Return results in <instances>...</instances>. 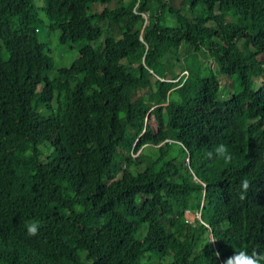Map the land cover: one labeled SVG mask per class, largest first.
Listing matches in <instances>:
<instances>
[{"label":"trees","instance_id":"16d2710c","mask_svg":"<svg viewBox=\"0 0 264 264\" xmlns=\"http://www.w3.org/2000/svg\"><path fill=\"white\" fill-rule=\"evenodd\" d=\"M218 143L230 162L208 158ZM253 248L264 0H0V264H223Z\"/></svg>","mask_w":264,"mask_h":264},{"label":"clouds","instance_id":"9594fccd","mask_svg":"<svg viewBox=\"0 0 264 264\" xmlns=\"http://www.w3.org/2000/svg\"><path fill=\"white\" fill-rule=\"evenodd\" d=\"M210 61L213 60L210 59ZM207 156L209 159L213 158L214 156L217 158H222L225 160V162H230L232 159V155L229 152L228 147L223 143L216 144L213 149L207 152ZM240 187L241 199H243V194L246 193L250 188L249 180L247 178L242 179L240 182ZM77 211H80V209H77ZM26 227L28 235H37L39 230L38 223L32 222L27 224ZM213 241H215V239L211 240V242ZM215 255L219 256V252L215 253ZM223 264H264V251H259L257 248H253L250 252L248 250L234 251L231 256H228L224 259Z\"/></svg>","mask_w":264,"mask_h":264},{"label":"rangeland","instance_id":"374dc122","mask_svg":"<svg viewBox=\"0 0 264 264\" xmlns=\"http://www.w3.org/2000/svg\"><path fill=\"white\" fill-rule=\"evenodd\" d=\"M36 1V4L39 6V7H42L44 6L45 4V0H35ZM116 1V0H115ZM125 1H128V0H125ZM177 2H180V0H176ZM115 3L116 2H112L108 7L109 8H114L115 7ZM104 7L103 6H100V9H103ZM41 15H42V18L45 20L47 19V16L46 14L41 11ZM204 17L207 19L210 18V15L209 13H205L204 14ZM168 24L169 25H172V26H176L178 25V22H177V19L175 16L173 15H170L168 14ZM58 36H59V32L57 31L55 34H53L51 37H50V34L48 33H41V39L44 40V41H47V40H52L53 42L57 41L58 40ZM77 51H66V53L63 55V56H57L56 59H57V62L59 65H70L73 60L75 59V57L77 56ZM187 54L186 52V48H182L180 49V53H179V57L184 60V57L185 55ZM204 58V62L207 63L211 66V67H214V62L213 61H210V59H207L205 57H202ZM211 62V63H210ZM169 71H168V76H170V78H175V79H179L180 76L182 75H187L188 73L187 72H183L181 73L180 75H177V72L175 68H172L169 66ZM177 76V77H176ZM224 80L227 82L228 80L226 79V77H224ZM224 84V91L222 90L221 92V98L222 99H227V98H230L232 96V91L228 90L227 87L230 85L229 83H225L223 82Z\"/></svg>","mask_w":264,"mask_h":264},{"label":"built area","instance_id":"2783aa9c","mask_svg":"<svg viewBox=\"0 0 264 264\" xmlns=\"http://www.w3.org/2000/svg\"><path fill=\"white\" fill-rule=\"evenodd\" d=\"M145 17H146V24H147V22H148V14H145ZM185 215L188 216L191 219H194L196 217H199V218L201 217V214H200L199 211L194 213L190 209H186L185 210Z\"/></svg>","mask_w":264,"mask_h":264}]
</instances>
